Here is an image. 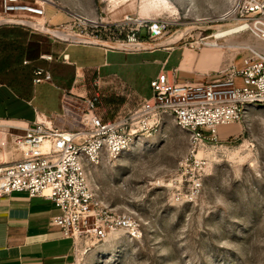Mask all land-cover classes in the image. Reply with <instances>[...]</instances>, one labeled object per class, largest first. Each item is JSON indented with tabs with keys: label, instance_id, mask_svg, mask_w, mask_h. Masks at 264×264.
I'll return each instance as SVG.
<instances>
[{
	"label": "rangeland",
	"instance_id": "1",
	"mask_svg": "<svg viewBox=\"0 0 264 264\" xmlns=\"http://www.w3.org/2000/svg\"><path fill=\"white\" fill-rule=\"evenodd\" d=\"M234 1L53 0L47 18L57 13L67 15L74 23L80 20L87 24H110L126 15L167 20L170 27L160 41L180 36L178 43L167 47H176L183 61L189 55L194 57L182 75L188 76L183 82H196L227 66L244 65L248 49L227 43L257 42L253 34L242 32L217 40V47L205 44L214 40L216 33L236 28L233 23L216 21ZM46 38L24 31L8 32L0 36V59L9 63L22 60L25 65L26 60L37 59L49 49ZM63 50L64 46H57L54 53L57 56ZM67 53L80 68L93 69L89 65L102 58L80 45L69 46ZM179 54L172 58L170 67ZM163 58V53L131 55L115 51L108 58L110 66L99 74L104 79L116 76L127 84L131 81L141 95L148 97L151 81L160 68L156 60ZM32 63L26 65L32 68ZM13 68L6 65L4 70ZM46 68L57 87L38 85V103L61 112V96L65 88L70 89L75 68L57 62L46 64ZM237 81L242 85L240 78ZM102 93L101 109L110 119L122 108L128 111V98L122 92L112 93L102 87ZM65 104L70 117L61 112L51 120L58 119L64 129L70 130L69 122L79 126L83 106L75 97L66 99ZM20 154L0 128V169ZM199 160L206 162L204 170L199 171ZM87 174L100 198L114 212L128 214V230H118L102 242L77 241L70 264H264V104L251 106L241 122L221 126L218 141L200 145L194 143L190 133L166 119L133 150L88 167ZM198 177L202 186L195 190Z\"/></svg>",
	"mask_w": 264,
	"mask_h": 264
},
{
	"label": "built area",
	"instance_id": "2",
	"mask_svg": "<svg viewBox=\"0 0 264 264\" xmlns=\"http://www.w3.org/2000/svg\"><path fill=\"white\" fill-rule=\"evenodd\" d=\"M53 4V0H0V27H23L63 44L70 43L45 34L39 26L76 33L78 30V34L93 39L127 45L159 42L170 27L164 19L128 17L110 24L79 20L70 27L53 26L47 18V9ZM216 21L238 22L236 27L245 25L239 33L250 32L264 42V0H235ZM248 51L241 68L230 65L202 81L177 82L169 73H160L151 81L150 96L137 108L112 119L105 118L106 111L101 109L104 96L99 69L76 68L64 98L75 97L83 106L78 127H57L44 115L27 126L0 122V128L21 152L20 158L0 169V204L14 192L50 200L60 210L52 224L73 238L75 244L83 240L106 241L118 230H128V214L114 212L100 198L88 180V167L130 152L166 119L190 133L197 145L218 141L221 126L241 122L251 106L264 104V51ZM41 59L50 63L55 60L53 54H44ZM62 62L69 63L67 54L62 56ZM34 74L35 84L52 82L49 70L37 67ZM197 165L201 171L206 162L199 160ZM201 186L198 177L193 189Z\"/></svg>",
	"mask_w": 264,
	"mask_h": 264
},
{
	"label": "crops",
	"instance_id": "3",
	"mask_svg": "<svg viewBox=\"0 0 264 264\" xmlns=\"http://www.w3.org/2000/svg\"><path fill=\"white\" fill-rule=\"evenodd\" d=\"M126 17H128V15L124 16L122 20L115 21L114 23L121 22ZM72 21L73 20L70 21V17L67 15L65 16L57 13L50 19L53 26L70 27L74 24ZM23 31L31 35H39L32 34L28 29L23 27L2 26L0 27V36H7L8 32H11L12 35L13 33ZM46 39L49 49L42 52L37 59H29V61H25L29 62V65L32 62H35V64L32 63V68H29L28 65H26L27 63L24 65L23 62L22 64V60H16L14 63H9L6 61L4 62V59H0V122L22 124L23 126H27L36 122L37 116L41 117V115H44L51 120L54 116H61V112H64V114H69L70 117V109L65 104L64 94L61 96V112L57 111L53 107H50V105H47L44 102L38 103V85L44 84L53 87L57 86H55L56 84L53 82V75L50 70L52 82L35 84V76L32 74V69H34V67H41L48 70L46 68V64H53L54 62L67 67H74L75 69L73 74L72 76L70 75L71 86L76 75V68H80L77 66L75 61H72L71 55L67 53V48L73 45L55 42L50 38ZM206 45L214 46L210 44ZM57 46H64V50L56 56L54 50ZM80 46L89 47L90 50L94 53L100 54L102 57H99L98 62L89 65V67L93 66L94 70L99 69L98 74L102 68L110 66L111 63L108 61V58L115 51L107 50L101 47L85 45ZM217 46L220 45L218 44L214 47ZM222 46L227 47V45ZM176 49V47H165L154 51L124 53L131 55H155L157 53H163L164 58L156 60L160 66L156 77L160 73H169L171 78L175 81L183 82V80L185 81L188 76L182 75V73L184 74L186 71L185 69H188L189 65H191L195 59L193 56L189 55L183 61ZM177 53L179 54V57L176 63L170 67L172 64V58ZM44 54H53L55 60L50 63L41 59V56ZM64 54L68 55L69 63L62 62V56ZM6 65H11V67L14 68L6 71L4 70ZM24 67L28 69L25 70ZM21 73H24L23 80H21L19 76ZM101 79L103 80L102 84L104 91L109 90L112 93L122 92L123 96L128 98L125 103V106H128V111L137 108L141 104L142 100L147 97L145 95H141L140 91H138L135 87L136 85H134L131 81L130 83L128 81L127 84L116 76H109V78L106 79L101 77ZM130 90H132L133 93H130ZM124 110L125 109L122 108L121 110L116 111V116H119L127 111V109L126 111ZM105 118H109L107 113ZM59 122L60 121H58V119H55V121L52 120V123H55V126L64 128V124ZM68 126L71 128L76 127L73 122H69ZM19 157H21V154L18 158ZM58 214H60V210L53 202L42 197H31L27 192H14L9 197L5 198L0 204V264H70L75 255V242L73 238L66 237L60 227L52 224V218Z\"/></svg>",
	"mask_w": 264,
	"mask_h": 264
},
{
	"label": "water",
	"instance_id": "4",
	"mask_svg": "<svg viewBox=\"0 0 264 264\" xmlns=\"http://www.w3.org/2000/svg\"><path fill=\"white\" fill-rule=\"evenodd\" d=\"M235 24L237 26L238 22H230ZM41 31H43L45 34L55 37L65 43H70L74 45H86V46H94V47H101L113 51H127V52H143V51H154L157 49L165 48L167 46H173L170 40H167L166 42H156V43H150V42H144L138 45H127V44H120L108 40H98L93 39L90 37H87L82 34H78L73 31H67V30H61V29H55V28H49V27H43L39 26Z\"/></svg>",
	"mask_w": 264,
	"mask_h": 264
},
{
	"label": "bare ground",
	"instance_id": "5",
	"mask_svg": "<svg viewBox=\"0 0 264 264\" xmlns=\"http://www.w3.org/2000/svg\"><path fill=\"white\" fill-rule=\"evenodd\" d=\"M243 29H245V25H239L238 27H236L234 29H231V30H227V31H220V32H218V33H216L214 35V40L205 42V44H210V45L216 46L218 44L217 40L223 39V38H225L227 36H230V35H233V34H239V32L241 30H243ZM180 39H181L180 36H176V37L172 38L169 42H171L172 44L178 43V41ZM256 41L257 42L254 43L251 40H244L242 42L227 43V45L230 46V47H237V48H240V49H243V48L249 49V48H251V49H254V50L264 51V42L260 41L257 38H256ZM88 180H89V177H88ZM89 182H90V180H89Z\"/></svg>",
	"mask_w": 264,
	"mask_h": 264
},
{
	"label": "trees",
	"instance_id": "6",
	"mask_svg": "<svg viewBox=\"0 0 264 264\" xmlns=\"http://www.w3.org/2000/svg\"><path fill=\"white\" fill-rule=\"evenodd\" d=\"M35 69H36V67H34V69H32L33 76H35V74H34ZM19 76H20V79L23 80L24 73H21Z\"/></svg>",
	"mask_w": 264,
	"mask_h": 264
}]
</instances>
